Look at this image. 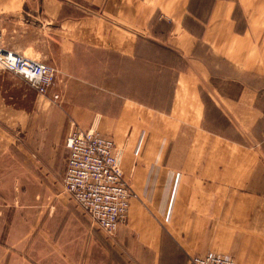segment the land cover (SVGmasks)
<instances>
[{"label": "crops", "instance_id": "crops-1", "mask_svg": "<svg viewBox=\"0 0 264 264\" xmlns=\"http://www.w3.org/2000/svg\"><path fill=\"white\" fill-rule=\"evenodd\" d=\"M0 36L55 68L59 96L22 109L0 71V181L19 170L15 139L54 163L68 109L91 106L73 84L91 85L121 109L106 137L135 194L117 230L137 243L133 260L264 264V0H0ZM165 53L185 67L165 66Z\"/></svg>", "mask_w": 264, "mask_h": 264}, {"label": "rangeland", "instance_id": "rangeland-1", "mask_svg": "<svg viewBox=\"0 0 264 264\" xmlns=\"http://www.w3.org/2000/svg\"><path fill=\"white\" fill-rule=\"evenodd\" d=\"M163 60L167 67H185L183 62L176 64L175 59L166 53ZM159 61L160 56L158 64ZM166 79V76L162 77V82L165 83ZM4 81L9 88L7 100L12 99L13 103L19 100L18 106L22 109L35 99L33 94L48 98L38 95L22 78L11 73H4ZM134 86L138 88L140 82L136 81ZM73 87L75 102L91 106L68 109L67 135L63 147L55 153L54 163L48 165L39 158L33 140L20 138L12 141L11 150L19 156V170L14 164L13 174L8 173L11 178L0 181V264H140L133 260L138 248L133 239L121 243L117 241V232L109 235L102 231L66 192L63 182L68 156L66 139L73 124L107 136L105 119L109 115L118 116L121 110L111 106L109 99L114 97L107 91H92L91 85L80 83L73 84ZM93 116H101L100 127L93 128L89 124ZM7 165L8 169L11 168L10 163ZM127 183L131 187V183ZM126 222L120 226L125 227ZM166 247L173 249V243L167 241Z\"/></svg>", "mask_w": 264, "mask_h": 264}, {"label": "built area", "instance_id": "built-area-1", "mask_svg": "<svg viewBox=\"0 0 264 264\" xmlns=\"http://www.w3.org/2000/svg\"><path fill=\"white\" fill-rule=\"evenodd\" d=\"M1 40V36H0ZM0 71L22 78L38 95H52L55 68L0 46ZM68 159L64 174L66 192L102 231L114 235L127 221L134 196L125 180L114 141L94 129L73 124L66 139ZM190 264H237L223 255H197Z\"/></svg>", "mask_w": 264, "mask_h": 264}]
</instances>
